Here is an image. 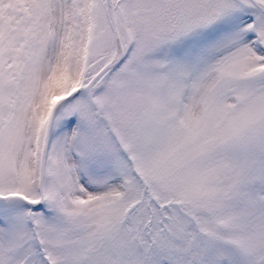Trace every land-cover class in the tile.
I'll return each mask as SVG.
<instances>
[{
  "label": "snow or ice",
  "instance_id": "obj_1",
  "mask_svg": "<svg viewBox=\"0 0 264 264\" xmlns=\"http://www.w3.org/2000/svg\"><path fill=\"white\" fill-rule=\"evenodd\" d=\"M0 264H264V0H0Z\"/></svg>",
  "mask_w": 264,
  "mask_h": 264
}]
</instances>
